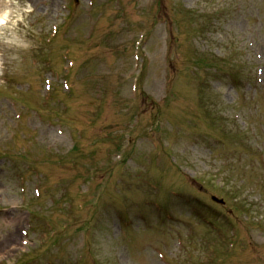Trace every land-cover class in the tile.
Returning <instances> with one entry per match:
<instances>
[{
	"label": "rangeland",
	"instance_id": "1",
	"mask_svg": "<svg viewBox=\"0 0 264 264\" xmlns=\"http://www.w3.org/2000/svg\"><path fill=\"white\" fill-rule=\"evenodd\" d=\"M38 1L7 0V4L0 5V16H5L0 22V264H13L16 260H22L34 247L29 245L27 249L21 248L15 253L8 250L10 245L19 244L22 239L19 230H25L27 221L32 222L34 219L29 217L27 208L34 184L29 182L26 187V178L23 186L25 203L21 204L19 200L23 193L20 189L21 176L26 177L28 164L39 170L42 165L43 146L49 143L57 144L55 148L60 155L71 147L69 138L58 136L55 128H49L45 120L29 121L23 113L22 119L16 120L10 102L16 101L18 112H22V106L26 105V96L22 94L21 89L26 91L25 86L31 85L29 100L33 101L34 97L40 94L38 80L41 76H48L45 62L51 60V68L60 70L63 65L60 47L71 42L74 43L72 48L76 49L73 51L75 68L71 70L68 80L70 86L83 85L78 101L83 99L85 102L75 110L73 117L68 114L63 115L61 119L68 128L74 120L81 124V130L86 136H82L80 141L88 151L83 152L80 157L74 155L79 158L77 168L73 166L71 159H68L64 166H58L56 162L44 165V171L49 178L45 179L41 173V190L44 185L51 189L54 181H57L59 187L66 188L70 195L71 191H76L87 180L94 179V191L101 193L105 175L98 170L106 164L108 154L110 156L111 150L115 148L113 145L118 144L121 135L129 130L127 124L134 111L138 112L140 121H135L134 136L148 130L152 124V116L162 110L164 115L161 118L179 123L176 124L184 131L199 130L213 137L212 143L209 140L198 142L191 140V137L186 138L180 146L182 153L189 157L190 163H187L182 155L176 158L177 171L200 190H209V184L217 183L216 180L221 179L219 172L227 175V162L232 156L254 151L249 153L240 166L258 161L257 148L245 142L241 121H233L231 113L227 111L228 108H233L244 116L242 121L253 124L259 134L256 144L262 146L264 101L260 99V94H264V87L255 85L254 73L256 68L264 63V0H94L92 9H88L85 0H69L70 22L68 21L69 24L64 26L62 33L51 45L39 43L38 38L41 36L44 39L45 35H40L41 30L47 33L49 24L55 22L54 15L60 9L61 2L54 0L40 9L38 13L45 15L44 26L30 28L28 23L32 22V19L27 14ZM136 41H141L139 63L133 59L131 51ZM64 43L66 45H63ZM32 49H36V53L30 54ZM256 52L258 55L261 53L262 61L255 59ZM30 59L37 61L36 66L30 64ZM203 59L212 68L204 67ZM135 64H142V69L134 71ZM217 69H220L223 75L218 79L219 84L215 82L213 87L209 88L206 86V75ZM134 74H139L135 101L131 99L129 91ZM238 77L243 85L241 83V87L232 88V79ZM3 79L8 82L4 83ZM201 82L205 85V94L198 90V86H202ZM17 83L21 84L22 88L16 86ZM212 89L220 97L213 93ZM85 90H90V95H86ZM251 90L257 91V104L251 101ZM167 99L165 109L163 102ZM200 100L218 101L221 108L218 115L224 118L217 116L213 105L209 106L206 115L204 109L197 108ZM67 101L72 103L70 97ZM73 104L77 106V102ZM127 105L132 106L130 111L126 110ZM206 116L208 120L204 126L200 121ZM193 123L202 126L198 125L195 129ZM185 134H175L172 129V139H181ZM188 143L190 145L186 147ZM168 148L171 151L177 149L171 141ZM142 151L147 153V146H144ZM137 160L140 162V158ZM161 164L164 166L158 165L159 173L170 167L169 161L165 163L161 160ZM222 165L225 167L222 168ZM255 170V167H252V172L247 173L249 183L234 182L242 188V195L235 198L236 202L241 203L239 211L247 213L250 218L256 217L257 207H264V202H260L252 190V186L257 185L256 179L252 178ZM137 172L146 178L155 177L152 170L145 166L138 167ZM194 174L209 176L206 179L208 187H201L192 182ZM239 174L240 170L236 169L234 176ZM163 175L170 181H176L169 172ZM216 175L218 177H214ZM158 177L160 178V175ZM154 180H150V185ZM221 182L223 183L222 180ZM132 184L136 185L133 180ZM218 184L221 188L220 182ZM204 193L200 195L206 198L208 193ZM212 193H217L223 198L225 196L219 192L209 194ZM107 194H111L110 189L102 194L101 206L90 201L77 200L71 208L68 203L65 208L60 207L64 213H54L58 219H66L69 222L72 220L75 226L71 225L68 231L60 234L65 246L52 248V252L57 254L49 258L51 262L71 264L70 260L75 258L74 254L81 252V264H114L116 257L110 253L107 245L110 241L114 243L113 238L117 236L120 227L117 223L109 226L111 213L115 211L111 208L106 210L107 206H110L106 205L108 201L105 202ZM42 197L33 202L34 209L38 210L47 203L43 191ZM78 205H83V210L77 208ZM231 205L232 203L229 208ZM123 208L125 207L120 209ZM154 218L153 215L152 220ZM262 218L264 215L258 219L264 220ZM191 220H195V216L191 217ZM188 222L182 224L178 236L185 238ZM33 223L39 231L42 229L37 222ZM241 227L246 229L250 225L242 223ZM162 228L160 225L148 226V231L137 237L134 243L129 242L127 238L124 246L126 253L127 250L133 251L132 258L122 251L119 253L120 258L118 257L119 264H159L152 252L144 247L156 234L157 240L167 243L163 245L166 254L177 257L174 230L160 232ZM9 235H15V238L7 240ZM82 235H85L86 239H83ZM250 239L261 242L259 233H252ZM44 242L48 244L45 245L48 248L52 241L48 243L46 239ZM179 256L183 258L180 264H184L185 249L181 250ZM207 264H264V246L252 251H238L221 263H212L209 260Z\"/></svg>",
	"mask_w": 264,
	"mask_h": 264
},
{
	"label": "bare ground",
	"instance_id": "2",
	"mask_svg": "<svg viewBox=\"0 0 264 264\" xmlns=\"http://www.w3.org/2000/svg\"><path fill=\"white\" fill-rule=\"evenodd\" d=\"M15 237V235H10L7 240L13 239Z\"/></svg>",
	"mask_w": 264,
	"mask_h": 264
}]
</instances>
